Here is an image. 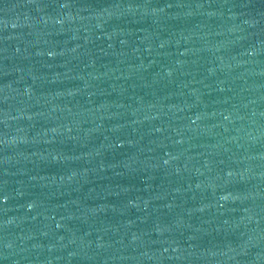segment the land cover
<instances>
[{"label": "water", "instance_id": "1", "mask_svg": "<svg viewBox=\"0 0 264 264\" xmlns=\"http://www.w3.org/2000/svg\"><path fill=\"white\" fill-rule=\"evenodd\" d=\"M0 264H264V0H0Z\"/></svg>", "mask_w": 264, "mask_h": 264}]
</instances>
